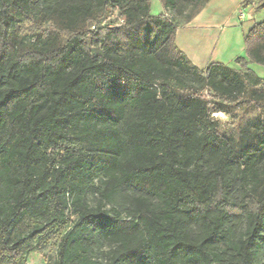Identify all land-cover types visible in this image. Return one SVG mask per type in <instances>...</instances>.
Listing matches in <instances>:
<instances>
[{"label":"trees","instance_id":"16d2710c","mask_svg":"<svg viewBox=\"0 0 264 264\" xmlns=\"http://www.w3.org/2000/svg\"><path fill=\"white\" fill-rule=\"evenodd\" d=\"M151 7L0 0V264L54 240L52 264H264V21L200 69ZM237 110L262 116L228 133Z\"/></svg>","mask_w":264,"mask_h":264},{"label":"crops","instance_id":"0c3cea01","mask_svg":"<svg viewBox=\"0 0 264 264\" xmlns=\"http://www.w3.org/2000/svg\"><path fill=\"white\" fill-rule=\"evenodd\" d=\"M244 1L209 0L199 13L178 26L176 44L197 67L204 69L210 63L221 62L241 68L236 60L246 57L244 38L256 24L244 27V17L238 13L245 8ZM166 11L164 8L162 13ZM248 67L252 69L251 63Z\"/></svg>","mask_w":264,"mask_h":264},{"label":"rangeland","instance_id":"374dc122","mask_svg":"<svg viewBox=\"0 0 264 264\" xmlns=\"http://www.w3.org/2000/svg\"><path fill=\"white\" fill-rule=\"evenodd\" d=\"M152 7L151 13L154 16H159L164 11V6L160 0H151ZM195 4L193 2H188L182 6V12L180 14H176L175 12L168 10L167 16L175 23L177 26H180L182 23L188 20L194 12ZM255 10V6H245L238 13H240L244 17V27H249L251 22L260 23L264 21V9H260L259 11ZM251 15V17H250ZM116 13L111 15V18H115ZM253 27V26H252ZM252 69L256 71V73L262 78H264V65H258L256 63H251ZM204 96H209V90H205L203 92ZM259 116H262V112L260 111H252L245 112L243 110H237L233 115L225 114V113H214V117L221 121L222 128H224L228 133H237L239 129L249 120H253ZM99 183L98 180L95 181ZM89 203L95 207L96 205V195L91 192L87 195ZM112 205L109 204L108 208ZM56 240L48 243L47 245L40 248V250L31 254L28 257V264H52L54 257L56 255ZM110 251L109 247H100L93 251L92 257L95 260L106 262L108 258V253ZM258 259L260 261H264V247L259 249Z\"/></svg>","mask_w":264,"mask_h":264}]
</instances>
